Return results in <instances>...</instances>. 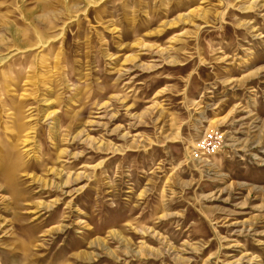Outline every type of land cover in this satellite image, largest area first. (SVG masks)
<instances>
[{"label":"rangeland","instance_id":"1","mask_svg":"<svg viewBox=\"0 0 264 264\" xmlns=\"http://www.w3.org/2000/svg\"><path fill=\"white\" fill-rule=\"evenodd\" d=\"M4 24L0 264H264V0H0Z\"/></svg>","mask_w":264,"mask_h":264},{"label":"bare ground","instance_id":"2","mask_svg":"<svg viewBox=\"0 0 264 264\" xmlns=\"http://www.w3.org/2000/svg\"><path fill=\"white\" fill-rule=\"evenodd\" d=\"M44 10V9H43ZM3 24V23H2ZM8 27H9V25H8ZM7 26H6V24H4L3 26H0V29H7V31H10L9 30V28H8ZM3 42V41H2ZM3 44H5L4 42H3Z\"/></svg>","mask_w":264,"mask_h":264},{"label":"built area","instance_id":"3","mask_svg":"<svg viewBox=\"0 0 264 264\" xmlns=\"http://www.w3.org/2000/svg\"><path fill=\"white\" fill-rule=\"evenodd\" d=\"M213 149H215L216 147L215 146H212Z\"/></svg>","mask_w":264,"mask_h":264}]
</instances>
